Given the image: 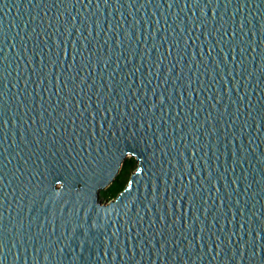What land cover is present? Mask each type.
<instances>
[{
    "label": "water",
    "instance_id": "water-1",
    "mask_svg": "<svg viewBox=\"0 0 264 264\" xmlns=\"http://www.w3.org/2000/svg\"><path fill=\"white\" fill-rule=\"evenodd\" d=\"M0 264H264V0H0Z\"/></svg>",
    "mask_w": 264,
    "mask_h": 264
},
{
    "label": "trees",
    "instance_id": "trees-1",
    "mask_svg": "<svg viewBox=\"0 0 264 264\" xmlns=\"http://www.w3.org/2000/svg\"><path fill=\"white\" fill-rule=\"evenodd\" d=\"M128 162L130 163L129 166H131V170L137 167V161L134 157L130 158L129 161L128 159H126L124 165L126 166ZM128 180H126L125 182H119L118 179L116 178L113 184L107 188L109 194L106 197V199H110L111 197H114L115 195L119 194L128 184L129 182Z\"/></svg>",
    "mask_w": 264,
    "mask_h": 264
},
{
    "label": "rangeland",
    "instance_id": "rangeland-1",
    "mask_svg": "<svg viewBox=\"0 0 264 264\" xmlns=\"http://www.w3.org/2000/svg\"><path fill=\"white\" fill-rule=\"evenodd\" d=\"M130 158H132V157H128V158H127L128 161H129ZM129 164H130L129 162L127 163L126 166L123 164V167H122V169H121L119 175L117 176V179H118L119 182H125L126 180L130 179V177H131V173H133V172L135 171L136 168H134L133 170H131V166H129ZM128 181H129V180H128ZM105 191H107V192H105ZM108 194H109V193H108V190H107V189L102 190L101 193H100L101 198L104 199L105 201L113 200V199H115V198L117 197V195H118V194H117V195H115L114 197H111L110 199H106V197L108 196Z\"/></svg>",
    "mask_w": 264,
    "mask_h": 264
}]
</instances>
